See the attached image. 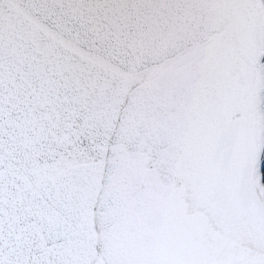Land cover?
<instances>
[{"label":"snow or ice","instance_id":"snow-or-ice-1","mask_svg":"<svg viewBox=\"0 0 264 264\" xmlns=\"http://www.w3.org/2000/svg\"><path fill=\"white\" fill-rule=\"evenodd\" d=\"M0 264H264V0H0Z\"/></svg>","mask_w":264,"mask_h":264}]
</instances>
